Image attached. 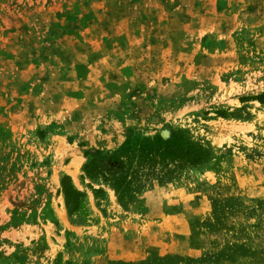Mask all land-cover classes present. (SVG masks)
<instances>
[{"label":"rangeland","instance_id":"374dc122","mask_svg":"<svg viewBox=\"0 0 264 264\" xmlns=\"http://www.w3.org/2000/svg\"><path fill=\"white\" fill-rule=\"evenodd\" d=\"M174 131L205 158L95 197L85 150ZM0 264H264V0H0Z\"/></svg>","mask_w":264,"mask_h":264},{"label":"trees","instance_id":"16d2710c","mask_svg":"<svg viewBox=\"0 0 264 264\" xmlns=\"http://www.w3.org/2000/svg\"><path fill=\"white\" fill-rule=\"evenodd\" d=\"M208 149L188 139L181 131H174L164 139L159 134L152 137L130 135L116 149L85 150L82 165L83 176L90 182L97 198L104 195L99 183L111 188L123 208L135 201L138 194L154 184H163L173 178L187 164L201 162ZM65 206L69 216L79 209L83 193L73 187L68 176L60 181Z\"/></svg>","mask_w":264,"mask_h":264}]
</instances>
